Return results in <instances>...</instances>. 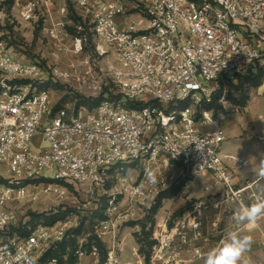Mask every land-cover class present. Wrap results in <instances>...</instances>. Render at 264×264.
<instances>
[{"label":"built area","instance_id":"2783aa9c","mask_svg":"<svg viewBox=\"0 0 264 264\" xmlns=\"http://www.w3.org/2000/svg\"><path fill=\"white\" fill-rule=\"evenodd\" d=\"M71 1L97 54L112 53L117 60L112 85L92 110L76 103L55 107L50 93L36 87L44 80L39 65L0 48V264H24L27 257L36 264H127L117 231L131 214L118 197L139 194L141 185L122 182L116 191L111 185L126 166L159 163L180 166L193 178L212 176L223 185L225 198L190 205L171 238L153 246L149 261L186 264L187 252L191 259L203 258L212 235L204 227L217 232L223 221L209 215L210 208L226 200L249 205L263 195L254 186L264 182V164L253 181L238 186L228 162L240 160L222 153V122L230 112L217 115L207 108L215 102L226 109L240 80L264 68V0ZM53 2L27 0L22 19L36 21L42 5ZM76 42L81 51V38ZM54 76L67 78L69 72ZM182 103L188 105L180 108ZM231 112L239 114L240 108ZM46 184L49 189L39 190ZM69 186L77 190L65 191ZM48 196L69 207L65 216L30 225L26 207ZM103 198L107 218L98 221L94 233L81 230L78 214L90 200ZM175 236L180 249L167 253ZM135 254L136 264H145Z\"/></svg>","mask_w":264,"mask_h":264},{"label":"rangeland","instance_id":"374dc122","mask_svg":"<svg viewBox=\"0 0 264 264\" xmlns=\"http://www.w3.org/2000/svg\"><path fill=\"white\" fill-rule=\"evenodd\" d=\"M27 0H0V48L12 56L24 57L39 65L44 72L43 83H36L38 89L47 90L52 98L55 107L61 105L81 104L92 110L107 94V86L112 85L111 68L117 66V60L112 53L105 56L97 54L94 40L91 38L89 29L84 26L81 18L76 15L71 0H54L49 7L42 5L38 11L36 21L27 23L22 19V7ZM65 8V11L63 10ZM82 25V30L77 28ZM53 27L59 30L56 36L49 33ZM81 30V34H79ZM86 34V35H85ZM84 37L87 42H84ZM81 38V51H77L76 39ZM69 72L67 78H56L55 72ZM91 71L90 75L87 73ZM24 83V82H22ZM257 99L258 101H254ZM229 105L225 109L223 105L217 104L214 107L215 113L230 112L231 109L240 108L239 115H245L248 123H253L261 132H264V68L261 84L253 87L250 84L237 94L228 96ZM252 100V102H250ZM250 102V103H249ZM248 105L247 111L245 107ZM198 110L197 119H200ZM262 115L263 118H260ZM231 118V117H230ZM228 120V119H227ZM261 139V138H260ZM264 140V137H262ZM248 140L245 136L234 140V145L247 146ZM251 148V144L248 145ZM247 149L252 153L253 149ZM152 171L156 177L155 183L146 180L145 172ZM121 180H116L111 185L112 191L120 190L121 183L127 182L136 187L141 185L139 194H126L118 197V204L122 209L130 212V216L118 224L117 239L122 245V261L127 264H136L139 257L144 259L145 264H163L161 262L151 263L150 255L152 248L158 241L171 238L172 229L182 218L184 211L197 200L216 201L217 191H208L203 197H195L194 181L198 177H191L189 172L182 170L180 166H165L164 164H133L124 167L120 172ZM200 177V176H199ZM215 183L216 180H214ZM48 183V182H46ZM49 184L40 187L48 188ZM65 191L75 192V186L65 187ZM97 193V191H95ZM197 196V195H196ZM218 197L225 198V192L221 191ZM55 197L48 196L40 204H30L26 207L24 214L30 225L51 224L57 219L65 216L67 210ZM99 203L92 199L87 204L86 212L81 211L77 216L80 229L94 233L98 221L104 220L106 216V198ZM58 204V205H57ZM212 216V214L209 213ZM60 216V217H56ZM88 216H90L88 220ZM226 216V218H225ZM219 225V230L214 232L211 227L205 226L204 231L208 232L209 243L205 252L218 245L225 232L230 230L228 216L226 213ZM22 217V215L20 216ZM56 219L53 220V218ZM23 218V217H22ZM238 228V227H236ZM232 230H234L232 228ZM238 230V229H237ZM172 251H179V239L175 236ZM264 250V245L262 244ZM105 249H103L104 253ZM248 262L244 264H264L260 261L261 256L252 249ZM245 255V256H246ZM186 264H192L201 259H191V253L184 254ZM244 259V258H243ZM254 259V260H253ZM256 262H253L255 261ZM252 260V261H251Z\"/></svg>","mask_w":264,"mask_h":264},{"label":"crops","instance_id":"0c3cea01","mask_svg":"<svg viewBox=\"0 0 264 264\" xmlns=\"http://www.w3.org/2000/svg\"><path fill=\"white\" fill-rule=\"evenodd\" d=\"M254 101H258L255 99ZM252 102V100L250 101ZM249 102V103H250ZM248 105L245 107L247 111ZM231 118L222 122V127L226 133V142L222 146V153L225 156H232L236 159L240 160V163L228 162L229 166L236 170L237 177L236 182L238 186L244 185L247 182L253 181L255 175L261 170L263 164L262 160H264V132H261L253 123H248L245 118V115H231ZM260 118H263L262 115H259ZM264 119V118H263ZM243 136L249 141L247 146L245 145H234V140H239ZM261 138V139H260ZM251 144V148L248 145ZM253 149L252 153H248L247 149ZM215 178L210 175L200 176L194 181V189H195V197H203L208 191H217L215 193L217 195L216 200H220L218 195L221 194V191H224L223 185L214 182ZM254 188L261 192L264 195V182H261L254 186ZM197 195V196H196ZM208 195V194H206ZM223 199V198H221ZM240 206L236 202L224 201V205L220 208H210V213L212 215L225 216L226 213H229L228 216L229 226L232 230L246 232L251 234L254 239L253 247L256 250V254L261 256L260 261L264 263V250L262 249V244L264 245V219L259 220L258 222L251 225H240V228H236L237 225L233 220L234 210L239 208ZM224 218V217H223ZM222 220L224 221V219ZM226 218V216H225ZM247 255L244 257L245 263L248 262ZM254 260V259H253ZM252 261V260H251ZM256 262V259L255 261ZM192 264H203V259L200 261H196Z\"/></svg>","mask_w":264,"mask_h":264},{"label":"clouds","instance_id":"9594fccd","mask_svg":"<svg viewBox=\"0 0 264 264\" xmlns=\"http://www.w3.org/2000/svg\"><path fill=\"white\" fill-rule=\"evenodd\" d=\"M198 151H203L205 145L195 143ZM264 164V160H262ZM264 176V173H260ZM146 180L155 183L156 177L152 171L145 172ZM264 219V195L256 198L251 204H241L234 210L233 220L237 225H251ZM253 236L246 232L227 230L218 245L211 248L203 256V264H244V257L252 249ZM24 264H36L35 260L27 257Z\"/></svg>","mask_w":264,"mask_h":264},{"label":"trees","instance_id":"16d2710c","mask_svg":"<svg viewBox=\"0 0 264 264\" xmlns=\"http://www.w3.org/2000/svg\"><path fill=\"white\" fill-rule=\"evenodd\" d=\"M262 76H263V68H261L254 76H252V77H249V78H246V79H242V80H240V82H239V84H238V86H236V89L238 90V91H242V90H244L245 88H246V86L247 85H251V86H253V87H258L260 84H261V81H262ZM111 97H113V98H116V99H120V96H114V95H111ZM130 104V103H129ZM79 105H81V104H79ZM188 105V103H182V104H180V108H184V107H186ZM217 105V103H213V104H211L210 106H208V108L207 109H211L212 107H215ZM132 107H134V108H137L138 107V105H134V106H132ZM216 107H218V106H216ZM57 218L58 217H60V216H56ZM56 217H54L53 218V220L54 219H56ZM58 220V219H57ZM155 244H157V242L155 243ZM154 244V245H155ZM75 244H74V242H72L71 243V246L73 247ZM100 245V247L102 248V252H103V249H104V247H103V245L100 243L99 244ZM56 255H58V254H56Z\"/></svg>","mask_w":264,"mask_h":264}]
</instances>
